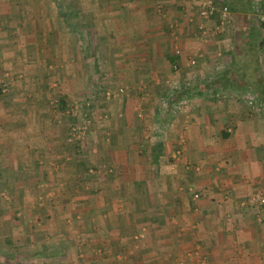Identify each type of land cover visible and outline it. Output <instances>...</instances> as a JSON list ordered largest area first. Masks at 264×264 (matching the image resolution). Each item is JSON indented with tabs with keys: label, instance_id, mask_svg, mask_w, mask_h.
<instances>
[{
	"label": "crops",
	"instance_id": "obj_1",
	"mask_svg": "<svg viewBox=\"0 0 264 264\" xmlns=\"http://www.w3.org/2000/svg\"><path fill=\"white\" fill-rule=\"evenodd\" d=\"M33 1L0 0V23L8 25L3 30V24H0V65L7 67L8 71L11 65L21 64L20 51L8 43L12 41L13 34L21 31L14 28H20V24L26 23ZM116 1L121 4L119 0ZM116 1L107 2L110 9L116 7L105 16L108 26L127 28L120 34L124 36L120 40L133 42L131 48L141 51L142 65L138 72L140 80L150 87L143 110L147 115L153 110L159 112L160 131L153 132L154 135L148 133L140 139L128 137L121 140L117 134L121 127L114 126L113 135L120 139L119 142L125 143L131 152H134L133 149L136 153L141 152L135 159L132 153L125 152L120 161L115 152L111 154V159L109 156L115 164L118 161L120 177L125 178L121 181L123 186L119 191L117 189L121 184L118 186L117 178L114 179L115 187H118L113 191L116 194L113 198L119 197L122 200L113 199L109 204L81 201L76 211L72 212V215L76 212L73 221L80 233L78 238L71 234L73 231L69 230L68 224L67 233H62V227L59 234L52 233L46 237L50 245H44V249L33 246L29 262L23 264H174L175 259L182 257L184 264H197L195 258L189 259L185 255L195 248L202 249L209 264H264V205L261 203L259 206V203L248 206L251 203L248 200L250 197L264 196V122L248 116L244 102L236 101L233 95L218 101V93L207 88L208 83L213 82L218 85L220 93L240 86L242 89L236 91L247 90L243 83H236L248 79L250 73L256 72V69L254 72L249 69L256 64L253 62L254 57L252 60L247 58L250 54L249 46L254 41L250 36H244L249 33L251 35L254 30L247 12L233 13L239 19L235 23L231 42H227V36L217 34L209 38L208 43H203L197 39L195 27H190L189 23L182 28L178 26V31L170 27L173 25L169 23L184 20L183 16H186L183 13L185 10L177 13L173 10V7L175 10L180 8L176 5L178 3L173 4L175 0H125L121 5ZM158 3L166 5L162 7L163 11L166 9L163 15L157 12ZM45 7H48L49 24L40 30L41 34L35 28V36L28 44H35L36 48L42 42L46 45L55 42L51 40L54 27L51 5L45 4ZM55 28L57 30L53 31L57 32L58 27ZM10 29L12 32L6 33ZM170 29L171 33L176 32L179 36H170ZM59 39L56 43H60ZM254 43L257 46L259 42ZM112 47L118 49V43L114 42ZM8 50L11 53L6 52ZM217 50L222 54L214 67L209 56L219 53ZM201 54L203 58L198 57L197 64L187 66L189 58ZM170 56L177 57L178 62L173 64L169 60ZM16 71V68H12L10 72ZM127 74V79L122 81L129 79ZM155 74L163 82L177 80L179 87H182L180 91H168L170 95L163 102L166 110L160 108L159 102L158 107L154 106L157 98L163 94L162 86L154 84ZM256 74L259 75V72ZM131 76L132 80L136 79L134 73ZM256 79L258 86L254 85L252 92L264 100L261 98L264 96V73ZM15 80L8 97L4 96L0 102V136L4 138L5 114L12 108L16 111L20 107L18 113L22 118L26 107L30 108V105L26 106V100L37 96V92H31L35 93L33 96L27 94V88H24L27 85L18 81V77ZM180 94L189 102L177 113L173 105L176 96ZM122 105L120 110L124 108L129 112L133 102L123 100ZM38 107L32 109L37 111ZM144 124L151 126L150 123ZM19 125L21 127H6L12 131H8V140L0 138V145L30 140L29 134L27 136L22 132V124ZM41 127L36 122L33 128L40 129L31 137L34 140L30 141V145H35L34 149L40 150L46 145L42 141V134L46 133H43L45 131ZM226 132L228 135L224 136ZM101 156L100 159L104 160V156ZM134 180H141V184ZM137 186L141 187L138 189ZM189 186L202 188L201 191L208 195L207 201L197 204L196 201H190ZM133 189H144L151 195V202L146 201V204L141 205L132 203L131 199L135 200L133 194L136 192ZM223 193H227V197ZM229 194L232 198H229ZM128 196L129 201L126 200ZM195 206L200 208H193ZM255 211H259L258 216L262 218L256 219ZM80 214L88 215L84 217L85 221L80 218ZM65 241L66 246H60ZM56 242L57 245L53 244Z\"/></svg>",
	"mask_w": 264,
	"mask_h": 264
},
{
	"label": "rangeland",
	"instance_id": "obj_2",
	"mask_svg": "<svg viewBox=\"0 0 264 264\" xmlns=\"http://www.w3.org/2000/svg\"><path fill=\"white\" fill-rule=\"evenodd\" d=\"M119 1L121 4L125 2V0ZM238 1V8H245L244 0ZM107 2L108 0H34L33 7L29 11L30 15L26 16V23L20 24V28H14L21 31L13 34L12 41L8 44L11 47L15 45V48L20 51L22 60L21 64L11 65V69L16 68L17 70L15 73L12 72L14 75H11V69L8 71L7 67L0 65L1 82L8 87L6 93L0 95V102L4 96L8 97L12 83L16 82V77L23 85H27L24 87L27 88V94L33 96L35 93L31 92H37V96L26 100V106L30 105V108L26 107L22 118L18 113L20 107L16 108L17 112L12 108L9 113L5 114L6 118L4 117L5 127L3 128L6 130V136L4 138L1 135V139L8 140V131L11 132L12 129L7 130V126L21 127L19 124H22V132L27 136L29 134L30 140L27 142L19 140L20 145L13 142L6 143L5 146L0 145V257L1 259L5 257L3 261L0 260V264L2 262L4 264L29 262V253L33 250V246L44 249L46 244L50 245L46 237H50L52 233L59 234L62 227V233H67L68 224L69 230L73 231L71 234L77 236V239L80 233L73 221L76 218V212L75 215H72V212L76 211V206H79L81 201L85 200L86 203L87 201H99L109 204L113 199L116 201L121 199L113 198L116 195L113 191L125 178L120 177L121 167L118 161L117 164L110 161L111 154L115 152L120 161L125 152L132 153L134 159L138 158L141 152L136 153L134 149V152H131L130 148H126L125 143L119 142L120 139L113 135L114 126L120 125V133L117 134L121 140L128 137L129 139L137 137L140 139L148 133L154 135L153 132L160 131L158 129V125L161 124L159 112L153 110L147 115L143 110L150 87L140 80L138 70L142 65L141 51L138 48H131L134 46L133 42L120 40L124 37L120 34L124 33L127 28L108 26L105 16L110 10L114 11L116 7L110 9ZM200 2L201 0H175L173 4L178 3L176 5L180 8L175 10L173 7V10L176 13L185 10L183 13L186 16H183L184 20L169 23L173 25L170 27L178 31L180 29L178 26L182 28L184 24L187 26L189 23L190 27H195V36L203 43H208L211 37L217 34L227 36L229 38L227 42H231L235 23L239 19L238 15H234L228 8L227 21L221 24L222 27L218 31L216 25L220 20L219 11L222 6L215 3L216 8L219 9L217 14L203 19L198 15ZM261 2L264 3V0H253L255 10L247 13L249 23L253 24L251 26L254 28V33L252 31L251 35L249 33L244 36H250L254 42H261L264 36L262 13L260 10L259 13L256 11ZM45 4L51 5L54 22L52 25L58 27V31L54 32L53 30L57 29L53 27L51 32V40L55 42L51 45L42 42V45L36 48L35 44L31 46L28 44L35 36V28L41 34L40 30H44V27H47L46 24H49V13L46 11L48 7H45ZM163 6L160 3L156 5L157 12L162 15L166 10L163 11ZM240 18L244 19V17ZM0 24H3V30L8 26L4 23ZM202 30L206 31L205 37ZM9 32H12L11 29L6 33ZM169 32L170 36L172 34L179 36L176 32L171 33V29ZM58 39L60 43H56ZM114 42L118 43V49L112 47ZM54 43L56 44L52 46ZM6 52L11 53L10 50ZM219 53L209 56L213 64L219 61L218 58L222 52L219 51ZM198 57L203 58V54L189 58L187 66L197 64ZM247 58H250V55ZM192 60L195 62L192 63ZM253 62L256 63L257 67L254 66L258 70L254 72V66L249 68L254 74H249L252 82L244 83L247 90L236 91L242 89L240 86L232 91L226 90L225 93H220L218 85L213 82H209L207 88L218 93L216 97L218 101L231 98L229 95H233L236 101L244 102V106L248 108V116L259 118L261 122H264V100L255 97L256 94L252 92L254 85H251H257L258 79L256 78H260L264 73V47L260 53H257ZM214 67H216L215 64ZM258 72L259 75L256 74ZM127 73L129 79L122 81V79H127L125 77ZM133 73L135 80H132ZM157 76L159 75L155 74L154 84L162 86L163 94L157 98L154 106L158 107L159 102L160 108L166 110L167 107L163 102L170 95L168 91H180L182 87H179L177 80L163 82L162 78ZM176 97L173 106L176 109L174 111L179 113L182 110L181 107L189 101L184 100L186 97L181 94ZM126 98L133 102L129 112L124 108L120 110ZM169 104L172 105L173 102ZM38 105L37 111L32 109ZM115 105H117V112L114 111ZM168 117L172 118L171 115ZM170 118L167 119L170 120ZM36 122L42 126V130L45 131L43 133H46V135L42 134L44 137L42 141L46 145L40 150L34 149L35 145H30V141L34 140L31 138L34 132L40 131V129H33ZM144 123H150L151 126ZM46 137H48L47 140H45ZM101 155L104 156V160L100 159ZM152 165L155 166V164ZM115 178H117V187L114 184ZM140 181L136 182L139 184ZM122 186L121 184L117 190L122 189ZM137 187L139 189L141 186ZM189 188L190 201H196V204L200 201H207L208 195L203 190L201 191L202 188L193 186ZM133 190L136 192L133 194L135 200L131 199L132 203L141 205L146 204V201L151 202V195L144 189ZM227 195L226 193L224 196L227 197ZM229 198H232L230 194ZM250 198L248 200H251V203L248 206L259 203V206L261 203L264 205V196L254 195ZM126 200L129 201V196ZM152 201L154 202L155 199ZM149 207L151 210V206ZM168 210L172 211L171 208ZM138 212L141 213L140 209ZM258 213L259 211L256 212V219L262 218L261 215L258 216ZM171 215L174 216V214ZM84 217L88 215L80 214V218L85 221ZM5 238H10V242H7ZM53 244L57 245V242ZM60 246H66V241ZM185 255L189 259L195 258L197 264H209L206 254H203L200 248L188 251ZM183 258L175 259L174 264H184Z\"/></svg>",
	"mask_w": 264,
	"mask_h": 264
},
{
	"label": "trees",
	"instance_id": "obj_3",
	"mask_svg": "<svg viewBox=\"0 0 264 264\" xmlns=\"http://www.w3.org/2000/svg\"><path fill=\"white\" fill-rule=\"evenodd\" d=\"M238 0H215V3L216 4H218L220 7L221 6H223V5H225V4H228L229 6H228V8L230 9V11L232 12V13H235V12H242V11H244V12H247V13H249V12H254V10H255V8H254V6H253V0H244V2H245V5H244V7L245 8H238V2H237ZM252 4V5H251ZM259 10H260V12L261 13H263L264 12V3H259V7H258V9L256 10V11H258V13H259ZM217 14V13H216ZM215 14V15H216ZM252 24V23H251ZM253 25V24H252ZM262 26L264 27V24L262 23ZM264 47V36H263V38H262V40H261V42H259L258 44H257V46H256V44L254 43V41L252 42V46H249V48H250V59L252 60V58L254 57V59L256 58V55H257V53L258 52H260L261 50H262V48ZM169 60L174 64V63H176V62H178V60H177V57L176 58H174L173 56H170L169 57ZM257 67V66H256ZM256 67H255V69H256ZM256 70H258V69H256ZM255 70V71H256ZM233 82V81H232ZM249 82H252V80H251V78L250 77H248V79H246V80H242V81H236V83H248L249 84ZM251 85H255V84H251ZM256 86H258V84L256 85ZM255 97H257L256 95H255ZM261 98H263L264 99V96H261ZM62 101V100H61ZM63 102V101H62ZM228 135V132H226L225 134H224V136H227ZM5 240L7 241V242H10V238H5ZM5 259V257H2V259H1V257H0V260H4ZM10 259V258H9ZM1 262V261H0ZM1 264H4L3 262L1 263ZM9 264V263H8ZM10 264H14V263H12V262H10Z\"/></svg>",
	"mask_w": 264,
	"mask_h": 264
},
{
	"label": "built area",
	"instance_id": "obj_4",
	"mask_svg": "<svg viewBox=\"0 0 264 264\" xmlns=\"http://www.w3.org/2000/svg\"><path fill=\"white\" fill-rule=\"evenodd\" d=\"M218 10L219 9L216 8L214 0H201L198 6V15L203 19H208L210 17H213L217 13ZM227 17H228V7L227 5H223L219 11L220 20H219V23L216 25V30L219 31V28L222 27L221 24L227 21ZM261 21L264 24V13L261 14ZM199 28H202V26H199ZM202 34L205 37L206 31L202 30ZM191 62L194 63L195 61L192 60ZM0 78H1V72H0ZM7 89H8L7 85L1 82V79H0V95L6 93ZM251 102L252 101L250 100V103Z\"/></svg>",
	"mask_w": 264,
	"mask_h": 264
}]
</instances>
